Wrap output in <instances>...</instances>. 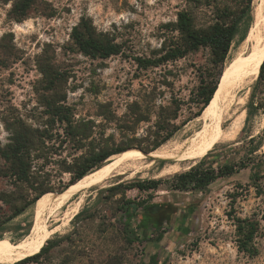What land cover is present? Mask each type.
I'll return each instance as SVG.
<instances>
[{"label":"rangeland","instance_id":"rangeland-1","mask_svg":"<svg viewBox=\"0 0 264 264\" xmlns=\"http://www.w3.org/2000/svg\"><path fill=\"white\" fill-rule=\"evenodd\" d=\"M246 1L0 0V143H9L7 126L15 121L46 137V149L33 153V180L28 185L17 184L15 189L12 178L0 180V192L46 195L0 228V242L7 241L11 248L24 237L30 227L27 222L72 186L67 187L70 169L103 151L148 149L165 135L161 128L171 129L189 116L198 87L212 82L216 73L209 63V49L146 70L136 59L160 57L162 47L181 42L179 13L186 12L197 29L205 30L225 17L228 9L243 17L223 62L220 84L233 72L250 27L253 1L248 11ZM81 24L104 43L116 45L118 54L105 59L84 55L71 37ZM255 84L235 137L196 147L178 171H189L201 161L203 168L208 167L215 157L213 161L225 159L233 166L231 176L216 179L205 190L178 191L171 180L163 181L156 191L108 192L119 183L101 188L66 227L40 238L59 241L43 264H138L145 249L156 250L165 264H264V200L259 195L264 190V80ZM174 114L176 119H166ZM140 116L143 121L137 120ZM196 118L171 138L198 130L203 121ZM233 127L227 122L220 131H235ZM83 130L89 136L74 142L73 133ZM168 175L172 174L121 183ZM76 194L67 199H75ZM125 200H147L168 210L162 214L165 225L158 229L161 213L146 210L144 231L152 232L153 243L145 249L138 243L127 244L117 228V209ZM239 219L257 225L251 244L255 253L240 248Z\"/></svg>","mask_w":264,"mask_h":264},{"label":"trees","instance_id":"trees-1","mask_svg":"<svg viewBox=\"0 0 264 264\" xmlns=\"http://www.w3.org/2000/svg\"><path fill=\"white\" fill-rule=\"evenodd\" d=\"M251 1L246 2V11L250 9ZM225 17L220 21L207 27L205 30L197 29L194 26L193 20L186 12L178 14L177 30L180 32L182 38L181 42L173 43L170 47H162L160 57H150L146 59H136L138 65L143 69L158 68L161 65L176 62L179 59L185 58L190 53H195L200 48H207L210 52V65L212 71L216 72L213 75V81L203 84L198 87L195 102V109L189 111V116L184 117L180 124L171 127V129L161 128L165 135L156 142L150 145L148 149H139L136 147L131 148H115L110 151H103L87 158L83 163L70 169V180L67 187L75 185L82 178L88 174L99 169L104 161L113 155L121 154L130 150L135 153H148L160 147L163 143L168 141L182 126L187 124L192 118H196L202 114L204 109L211 102L222 76L223 62L229 51L231 41L235 35L236 26L242 19L241 13H231L228 9H224ZM80 29V32H77ZM72 40L75 45L79 47L80 51L93 58H108L111 55L118 54L116 45H109L104 43L100 37L90 27L81 26L73 29ZM264 80V60L260 66L256 85ZM253 99V93L250 96V101ZM193 103V101H192ZM142 117H138V121H143ZM177 115H170L167 120L176 119ZM11 131L9 143L2 145L0 143V180L12 178L14 181V188L17 184L28 185L32 180V165L33 153L38 150H45L44 142L46 137L44 133L37 130H32L23 125L21 121H15L13 124L7 126V130ZM166 130V131H165ZM89 136L85 131H75L73 133V141L79 142ZM213 158V157H211ZM215 157L213 158V160ZM211 161L208 167L203 168L205 164L201 161L196 167L191 168L189 171L178 172L172 175L161 177L158 179H150L145 181H131L127 183H119L108 189L112 191H128L137 190L139 192L156 191L160 184L165 180H171L172 187L178 191H186L189 187L193 189L205 190L210 184L218 178H225L231 176L233 166L225 162V159L219 161ZM217 168V171L213 170ZM71 186V187H72ZM102 195V193H101ZM259 195L264 200V190L259 192ZM46 195L40 194L38 196L30 197L29 195H20L19 193L8 194L7 192H0V228L7 224L9 221L19 216L29 205L44 198ZM161 205H149L147 200L142 201H122L118 207L117 217L115 219L117 228L123 235L127 244H140L144 249L153 243L152 232L144 231L143 221L144 214L147 209L156 213H161L157 221L156 229L159 226H164L162 216L168 210L162 209ZM182 206V205H181ZM172 210L175 207H171ZM179 210V208H176ZM163 214V215H162ZM171 227V226H169ZM257 225L250 219H239L237 221L236 232L240 239V248L248 253H255L251 248L254 240ZM59 244L55 239L36 240L34 241L27 252V249L17 254L14 259L8 264H43L49 254ZM27 252V253H26ZM26 254V255H25ZM25 255V256H24ZM166 260L160 256L156 250L147 251L143 259L138 264H165Z\"/></svg>","mask_w":264,"mask_h":264},{"label":"bare ground","instance_id":"bare-ground-1","mask_svg":"<svg viewBox=\"0 0 264 264\" xmlns=\"http://www.w3.org/2000/svg\"><path fill=\"white\" fill-rule=\"evenodd\" d=\"M250 18L248 33L239 47V60L233 72L220 82L209 105L195 119L203 121L198 130L185 137L175 136L147 155L122 153L108 158V163L69 187L64 194L52 198L34 219L27 222L30 225L28 232L11 248L6 247L7 241H1L0 264L12 261L25 249L28 252L30 245L37 239L50 236L66 227L88 200L97 198L99 189L136 177L155 178L173 174L182 169L185 161L190 160L189 152L196 147L206 148L218 141L232 140L238 124L242 122L252 87L264 60V0H254ZM227 122H231L233 130H236L220 131ZM164 162L174 163L162 166L160 163ZM73 192L77 193L75 199H67Z\"/></svg>","mask_w":264,"mask_h":264},{"label":"water","instance_id":"water-1","mask_svg":"<svg viewBox=\"0 0 264 264\" xmlns=\"http://www.w3.org/2000/svg\"><path fill=\"white\" fill-rule=\"evenodd\" d=\"M152 151H153V150H152ZM149 153H150V152L146 153V155L149 154Z\"/></svg>","mask_w":264,"mask_h":264}]
</instances>
